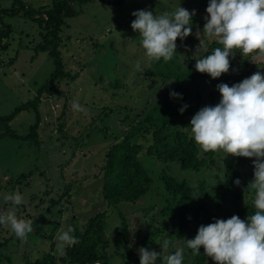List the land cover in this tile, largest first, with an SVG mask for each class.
Wrapping results in <instances>:
<instances>
[{"label": "rangeland", "instance_id": "1", "mask_svg": "<svg viewBox=\"0 0 264 264\" xmlns=\"http://www.w3.org/2000/svg\"><path fill=\"white\" fill-rule=\"evenodd\" d=\"M13 2L0 0V7H12ZM24 2L32 8H41L50 7L54 0ZM208 3L209 0H125L116 4L88 0L82 7L77 3L81 11L66 20L60 34L66 71L75 77L67 76L59 82L60 94L44 96L38 129L40 146L9 134L0 136V205L13 210L18 218L32 220L34 229L26 242L15 236L0 250V264H24L27 257L36 259L50 250L62 256L58 251L57 232L73 228L74 219L83 229L92 215L102 211L107 212L103 224L110 241L107 250L112 262L128 264L118 253H125L130 245L137 253L144 247L160 252L161 257L170 254L168 248H162L159 239L144 246L136 243L146 231H151V217L164 202L166 190L162 174L186 179L198 186L207 175L205 169L200 172L183 169L179 161L161 160L140 152L139 159L154 179L152 188L136 202L109 206L102 193V168L110 146L131 127L132 119L143 104L153 106L165 97L173 83L168 84L171 79L167 76L183 70L191 56L206 52L203 48L197 49L200 40L207 50L210 43L216 41L203 33ZM179 5L193 14L197 12L194 31L183 40L177 38L172 60L149 61L140 45L138 32L131 28V21L135 19L132 13L147 9L160 14ZM1 23L0 26H11L9 37L0 43V116H6L35 96L37 89L54 72L55 64L49 51L38 49L44 43L46 29L36 19L22 12L4 15ZM234 53L239 60L234 77L247 78L257 71L264 74V56L258 53L242 56L239 50ZM137 62L143 71L136 70ZM216 85L209 78L192 81L188 88V107L174 116L176 125L191 130V117L200 108L219 103L221 95ZM74 100L85 111L73 110ZM197 102L199 108L193 107ZM35 122V111L23 109L10 121V127L23 136ZM5 129L0 123V133ZM252 159L246 158L241 167L247 182L253 179ZM31 172L22 182H17L20 175ZM17 191L26 203L4 205L3 195ZM58 199L60 202L50 207L52 200ZM125 222L132 241L129 245L121 233ZM13 234L10 227L0 225V241ZM165 240L183 248L182 242ZM184 256L188 257L185 250ZM130 264H140V261ZM157 264H163L162 259L158 258Z\"/></svg>", "mask_w": 264, "mask_h": 264}, {"label": "trees", "instance_id": "2", "mask_svg": "<svg viewBox=\"0 0 264 264\" xmlns=\"http://www.w3.org/2000/svg\"><path fill=\"white\" fill-rule=\"evenodd\" d=\"M104 1L122 4L125 0ZM78 2L79 7H82L88 0H54L50 7L41 8H32L24 0H14L12 7H0V24H2L4 15L23 12L25 15H30L36 19L46 29L44 43L40 44L38 49L49 51L55 64L54 72L37 89L32 99L18 106L11 114L0 116V123L4 124L6 128L0 133V136L9 134L22 140L33 141L37 146H40L41 140L38 129L41 123L40 105L44 96L54 93L60 94L59 82L67 76H72V79L75 77L66 71L60 50V44L63 40L60 34L66 20L78 15L81 11L76 6ZM196 13L192 15V31H194L197 22ZM10 32V25L0 26V43L5 37H9ZM2 47L5 48L6 44ZM216 47H222V45L216 41L210 43L204 54L191 56L190 62L184 65L183 70L170 73L171 77L167 76V79L174 80L171 88L165 93V97L157 99L158 101L153 106L143 104V107L138 110V114L132 119L131 127L125 130L120 136L121 138L118 137L120 139L110 146L106 154V163L102 168L104 174L102 193L109 206L136 202L152 188L154 179L139 159L140 152H145L161 160L179 161L183 169H191L197 172L205 169L207 175L205 174V177L198 182V186L191 185L186 179L179 180L174 176L162 174L166 190L164 202L151 217L153 222L151 231H146L139 239L140 241H136L140 246L156 242L157 239L163 243L165 238L176 241L177 244L182 242L183 249L188 255V257L184 256L183 264H187L188 261L190 264H215L210 257L204 255L203 247H201L199 255H194L192 250L187 247L186 240L195 237L200 225L213 223L215 222L214 218L227 219L232 215L246 219L248 215L254 213L253 194L247 188L249 182L246 181L241 169L246 158L235 157L226 153L225 156H222L221 151L204 152L194 142L191 130H187L179 124L176 125L177 122L174 118L175 115L181 113L179 109L188 104V88L192 81L199 78H209L217 84L227 83L231 86L244 79L241 76L234 77V69L239 65L238 54L236 53L229 57V72L222 74L219 78L213 79L206 73L196 71L195 59L203 58ZM173 91L181 94L180 97L170 96V92ZM194 105L192 104L193 107L199 108L198 102ZM23 109L35 111L36 122L30 126L27 135L21 136L11 130L10 121ZM211 168L215 169L214 173ZM31 174L32 172L20 175L17 182H22L23 178ZM236 179L241 181L239 186L234 183ZM59 202L60 199L52 200L50 207ZM106 215V211L92 215L86 221L83 229L76 224L74 219L72 235L77 238L78 243L66 246L65 254L60 257L50 250V252H45L36 259L27 257L24 264H92L94 262L116 264L117 261L113 260L112 262L107 250L110 247V241L103 224ZM121 233L127 244L129 241L132 242L127 222H125ZM14 237L15 234L0 241V250L9 244ZM138 245L134 246L138 247ZM176 249L177 246L170 242L169 253H174ZM118 254L128 264L140 261L139 254L134 251L132 245L127 247L125 253Z\"/></svg>", "mask_w": 264, "mask_h": 264}, {"label": "clouds", "instance_id": "3", "mask_svg": "<svg viewBox=\"0 0 264 264\" xmlns=\"http://www.w3.org/2000/svg\"><path fill=\"white\" fill-rule=\"evenodd\" d=\"M206 12L203 33L214 37L222 47L195 59L196 71L216 79L229 72V57L236 50L242 56L253 53L264 56V0H209ZM132 15L135 19L131 21V28L138 32L149 61L172 60L177 38L183 40L192 32L193 12L180 5L160 14L142 9ZM198 48L207 50L203 40ZM135 67L137 71L144 70L139 62ZM216 88L221 95L219 103L204 106L191 117V135L204 152L222 151L235 157L254 158L253 179L247 185L253 194L254 213L246 219L238 215L214 218L215 222L200 225L195 237L187 239L186 244L194 255H199L203 247L204 255L215 264H264V74L257 71L241 82L231 86L219 83ZM180 95L170 92L172 97ZM71 107L85 111L76 100ZM187 107L185 104L179 111L183 113ZM234 183L239 186L241 181L236 179ZM3 203L21 205L26 201L17 191L4 194ZM32 224V220L18 218L13 210L0 205V225L10 227L17 238L26 242L28 234L34 231ZM73 232L71 227L57 232L61 255L66 246L78 243ZM168 247L169 241L164 240L162 248ZM138 254L140 264H157L158 258L163 264H183L184 261L183 248L161 257L160 252L141 247Z\"/></svg>", "mask_w": 264, "mask_h": 264}, {"label": "built area", "instance_id": "4", "mask_svg": "<svg viewBox=\"0 0 264 264\" xmlns=\"http://www.w3.org/2000/svg\"><path fill=\"white\" fill-rule=\"evenodd\" d=\"M92 264H101V262H94V263H92Z\"/></svg>", "mask_w": 264, "mask_h": 264}]
</instances>
